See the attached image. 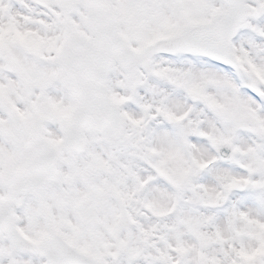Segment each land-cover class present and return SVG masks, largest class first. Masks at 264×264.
Listing matches in <instances>:
<instances>
[{"label":"snow or ice","instance_id":"snow-or-ice-1","mask_svg":"<svg viewBox=\"0 0 264 264\" xmlns=\"http://www.w3.org/2000/svg\"><path fill=\"white\" fill-rule=\"evenodd\" d=\"M0 264H264V0H0Z\"/></svg>","mask_w":264,"mask_h":264}]
</instances>
